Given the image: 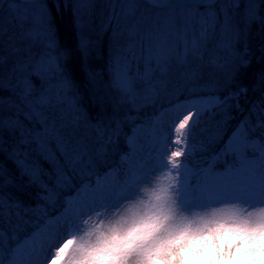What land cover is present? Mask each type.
<instances>
[{"label": "snow or ice", "instance_id": "1", "mask_svg": "<svg viewBox=\"0 0 264 264\" xmlns=\"http://www.w3.org/2000/svg\"><path fill=\"white\" fill-rule=\"evenodd\" d=\"M143 2L167 12H158L155 19L141 12L128 28L127 40L120 43V16L113 10L110 20H116L117 28L113 30L105 79V73L90 65L92 45L84 36L87 24L81 9L91 8V0H65L64 7L71 4L75 17L74 45L61 42L56 17L45 0H0V92L10 93L0 95V220L15 222L11 234L0 228V264H40L41 255L51 247L42 238L43 229L38 228L22 241L16 235L20 225L28 223L23 216L36 211L25 201L52 199V189L44 180L50 174L37 158L52 155L49 138L55 139L57 150L69 164L84 157L92 164L93 156L105 163L121 138L129 149L136 150L138 126L132 111L154 105L161 97L178 98L177 93L189 85L195 97L169 109L178 113L187 109L186 114L178 116L169 130H161L150 142L156 152L155 166L129 169V178L120 190L101 191L66 215L63 237L45 259L50 264H82L93 246L92 237L96 236L97 242L105 237L103 224L110 215L119 218L109 232L114 237L123 234L118 241L122 247L100 258L115 264H128L133 258L136 264H143L149 248L198 237L216 225L264 224V207H257L264 205V0ZM119 3L125 17H136L141 0ZM201 6L205 9L202 12ZM55 7L59 10L61 5ZM254 23L258 25L255 34L262 41L257 49L259 56L249 40ZM254 60L262 65L258 72ZM139 85L147 93L144 103H137ZM257 91L261 98L247 109L248 115L239 120L222 147L204 162L207 166L190 169L187 165L197 151L196 131L205 112L222 114L221 123L227 126L233 119L231 112L245 111L241 101L247 104L249 93ZM168 102L171 105L172 99ZM33 120L42 131L25 124ZM127 124L134 125L131 136L124 132ZM213 139L219 142L223 136L218 132ZM204 150L200 141L199 151ZM180 157L185 158L184 163H179ZM120 159L126 162L128 153H121ZM217 161H223V171L216 170ZM168 168L182 174L176 189L181 193V208L225 207L205 215H182L170 195L171 184L141 192L139 185L151 184L157 171ZM115 171L109 168L105 175ZM190 177L196 180L197 201L189 198ZM61 179L68 178L58 169V184ZM138 194L146 199L127 206L122 215L114 211ZM234 201L247 204L251 210L227 207ZM93 213L97 214L95 222ZM9 241L17 243L10 249V259L5 260Z\"/></svg>", "mask_w": 264, "mask_h": 264}, {"label": "trees", "instance_id": "2", "mask_svg": "<svg viewBox=\"0 0 264 264\" xmlns=\"http://www.w3.org/2000/svg\"><path fill=\"white\" fill-rule=\"evenodd\" d=\"M48 7L52 10L53 15L56 17L57 25L59 29V35L62 43L65 44H75L77 39V30L74 24V13L71 7H64L65 0H45ZM59 3L61 5L60 9L57 10L55 5ZM91 8L84 7L81 9L83 20L86 22L87 26L84 30V36L87 40L91 42L92 45V54L90 57V65L94 70L101 71L105 73V79H107V63L109 59V49L110 45L113 43V30L117 28V23L115 19H111L113 17V10L115 13L120 16V24L119 31L123 33L122 36L118 37L120 43H124L128 38V28L134 22L135 18H138L141 12H144L146 16L150 19H155L156 14L166 13L167 9L164 8H156L148 5L141 0L140 8L136 12V17H125L121 12V7L119 0H91ZM204 7L201 6L199 11H204ZM179 12V9L176 10ZM217 11L219 8L217 6ZM242 11V9H241ZM264 14V12H262ZM90 15V23L89 21ZM258 25H252V31L249 36L250 44L253 51H257L261 41V37L256 35ZM191 39V36H189ZM237 47H242V45H238ZM257 56H259V52L257 51ZM255 71H259L262 67L261 64L257 63L256 60L253 62ZM192 86L189 85L188 88ZM188 88L181 89L177 93L178 98L172 97H161L156 104L147 105L140 109L139 112L132 111L130 114L135 120V126L138 123H148L151 121L153 115L160 112V110L170 105L169 99H172V103L177 100L195 97L196 94L190 93ZM137 103H144V96L147 93L144 91L143 85H139L137 87ZM220 95H225L226 93L221 92ZM0 95H10L7 92H0ZM199 95L203 96L206 93H199ZM261 98L260 92L257 91L255 93H249L248 103L244 104V101H241L242 105L245 107V111L240 112L237 110H233L231 112V116L233 119L229 120L227 126L222 125L223 116L222 114H217L212 116L211 113L207 112L204 114L203 120L200 123L197 131H196V141L199 144L200 141L204 142V151H199L195 153L196 157H199L200 162L198 164V168L206 165L204 163L206 160L210 159L215 151H218L224 142H226L227 138L231 135L235 126L242 120L244 116L248 115L247 109L251 107L253 102L258 101ZM128 106H125V110H127ZM122 110L121 115L124 114ZM23 119V117H21ZM25 124L29 128H34L37 131H42V127L35 120L32 122L25 121ZM134 125L127 124L124 127V132L128 135L131 134L132 128ZM223 136V139L219 142H216L213 138L217 133ZM6 139H9V143L11 140L6 136ZM33 148L37 146L35 144L32 145ZM48 147L51 149L52 155L49 156L48 159H44L43 157H37L45 173L50 174L44 176L45 182L48 184V187L52 189V199L51 201H36L35 199H29L25 201L26 206H30L33 209H36L34 212H28L23 216L24 220L28 221L26 224H21L20 228L16 231V235L19 240L28 235H30L34 230H36L41 224L45 222L48 217H52L58 212H60L65 206L67 202V197L73 195L78 189L84 184L93 182L95 177L101 176L103 172H106L109 168H113L116 170L118 175H121L123 172H127L129 167V163L121 162L120 154L127 153L131 149L127 146L125 140L123 138L119 141V146L116 150H110L108 156L105 158V163H101L98 157L93 156V163H88V158L84 157L82 161L76 162L73 164H69L68 160L60 155V152L57 150L56 141L54 138H49ZM71 148V146H69ZM2 158V157H0ZM191 166L195 169H198L195 165V162L191 160ZM200 166V167H199ZM216 168L224 169L225 165L223 161L216 162ZM62 170V172L67 176V180L61 179L59 184L57 183V170ZM195 178L193 182H195ZM170 195L177 203L178 211L183 210L187 213L191 211L185 210L179 206V195L177 192L172 191ZM37 203L40 204V207L37 209ZM15 227V222L10 221L7 218L0 220V228L4 229L7 233L11 234ZM17 241H9L8 245L4 249V259H10L11 253L10 249L16 246Z\"/></svg>", "mask_w": 264, "mask_h": 264}, {"label": "rangeland", "instance_id": "3", "mask_svg": "<svg viewBox=\"0 0 264 264\" xmlns=\"http://www.w3.org/2000/svg\"><path fill=\"white\" fill-rule=\"evenodd\" d=\"M187 100L188 99L184 100V102ZM171 108L172 107H170L169 109ZM166 109H163L161 113ZM190 110L193 113H195L196 111L195 108H192ZM186 111L187 109H183L181 110L180 113H178L177 111L172 110V112L166 114L165 116H161L160 115L161 113H160L156 115L159 119L157 120L156 119L157 117L154 116L152 119V122H150V125L148 123H142V124L136 125L138 126L136 137H135L136 150L135 151L130 150L129 152H127L128 159L126 161L129 163L127 172L125 171L121 175H118V173L113 172L107 176L105 175L106 173L105 172L102 175V177L97 178L100 180L99 185H97V179L92 184H84L82 186V190L81 189L79 190L78 192L79 194L75 193L74 195L67 198V205L61 211L62 215L51 217L50 219H54V220L49 219L46 222L53 221V223L49 224L48 226L46 224L43 225L42 229L44 231L42 233V238L47 240L51 244V247H48L47 251L41 255L40 264H50V261L46 260L45 257L49 255L52 251H54L55 246L59 243V241L63 237V233L65 230L64 217L66 215L70 214L72 211L79 208L82 202L92 199L94 195H98V193L101 191L116 192L120 190L124 186L125 181L128 180L129 178L127 175L129 169L140 168V167H143L145 169H150L155 166L156 152L150 147V142L152 141V138L154 136H158L161 130H169V125L173 123L178 118V116H182V114H186ZM206 113L207 111L205 112V114ZM131 135L132 133L129 136ZM198 148H199V144H197V150ZM195 153L192 157V160L195 162V165L197 167L200 162V159L199 157H196L198 155H196ZM184 162H185V158L180 157L179 163H184ZM187 166L193 171L197 170L193 168L190 163ZM206 166L207 165H204L203 167H206ZM216 170L223 171L224 169H216ZM169 173H171V175H169ZM181 178H182V174L180 172L173 171L172 169L168 168L162 171H157L155 175L152 176L151 184H141L139 185V187L141 189V192L146 193L150 191L153 187H158L161 185L167 186L171 184L173 186L172 191L177 192L180 197L181 193L177 191L176 189H178L180 186ZM193 180H194L193 177L189 178V183L191 187L189 189L188 194H189L190 199H192L193 201H197L199 198V192L196 186V181L193 182ZM69 198H71V203L68 202ZM141 199H146V196L138 194L135 200H125L123 201L121 208L119 210H114V211H119V213L122 215L127 206H131L132 204L137 203ZM222 207H225V205H222V204L212 205L211 207H207V208L194 207L192 210H190L191 211L190 213H187L184 210L183 212L181 211L180 213L182 215H188V216L205 215L206 213L211 212L214 208H222ZM227 207H235L241 210L243 209L251 210L247 204L241 203L239 201L231 202L230 204L227 205ZM257 207H264V205H257ZM58 217L60 219L56 220L55 218H58ZM111 218H118V216L110 215L106 219H111ZM96 219H97V214L93 213L92 222H95ZM207 233L201 234L200 236L206 235ZM200 236L195 237V238H199ZM187 242L191 243V239H188Z\"/></svg>", "mask_w": 264, "mask_h": 264}, {"label": "clouds", "instance_id": "4", "mask_svg": "<svg viewBox=\"0 0 264 264\" xmlns=\"http://www.w3.org/2000/svg\"><path fill=\"white\" fill-rule=\"evenodd\" d=\"M119 218L105 219V237L97 242L93 236V246L86 253L82 264H115L102 259L122 247L121 237H114L109 229ZM189 238L153 246L147 250L143 264H264V224L252 227L236 224H221L199 238ZM128 264H136L135 258Z\"/></svg>", "mask_w": 264, "mask_h": 264}, {"label": "bare ground", "instance_id": "5", "mask_svg": "<svg viewBox=\"0 0 264 264\" xmlns=\"http://www.w3.org/2000/svg\"><path fill=\"white\" fill-rule=\"evenodd\" d=\"M170 112H172V110H167V111H163L162 113L163 114H160L161 116H165L166 114H168V113H170ZM82 190V189H81ZM59 215H62V213L61 214H59ZM56 220H57V218H55ZM50 220H54V219H50ZM47 226L49 225V223H47L46 224ZM40 229H42V228H40Z\"/></svg>", "mask_w": 264, "mask_h": 264}]
</instances>
